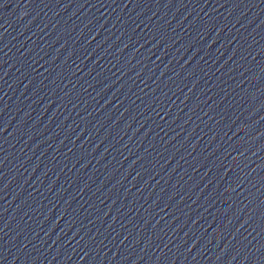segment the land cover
<instances>
[{"label": "water", "instance_id": "1", "mask_svg": "<svg viewBox=\"0 0 264 264\" xmlns=\"http://www.w3.org/2000/svg\"><path fill=\"white\" fill-rule=\"evenodd\" d=\"M0 264H167L0 151Z\"/></svg>", "mask_w": 264, "mask_h": 264}]
</instances>
